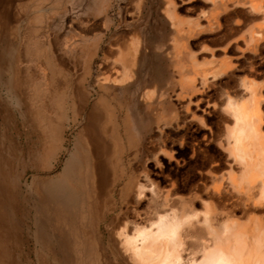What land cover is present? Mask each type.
Instances as JSON below:
<instances>
[{"label": "rangeland", "instance_id": "rangeland-1", "mask_svg": "<svg viewBox=\"0 0 264 264\" xmlns=\"http://www.w3.org/2000/svg\"><path fill=\"white\" fill-rule=\"evenodd\" d=\"M248 6L245 0H0V264H136L122 235L127 225L132 231L147 224L172 198L204 210L209 168L228 173L239 160L229 142L235 116L227 95L245 96L244 83L252 80L264 99V43H246L249 26L233 29L230 42L225 35L232 17L249 21ZM89 38L101 45L90 59L91 80L121 49L136 55L132 77L119 90L122 101L104 102L94 90L74 102L56 93L64 81L51 79L43 60L52 54L73 67L80 51L68 42L77 47ZM116 42L120 49L112 48ZM224 59L233 64L226 71ZM118 127L120 134L113 131ZM85 138L92 172L101 177L91 198V187L64 174ZM61 180L76 200L66 209L51 194ZM90 205L98 214L92 227Z\"/></svg>", "mask_w": 264, "mask_h": 264}, {"label": "bare ground", "instance_id": "bare-ground-1", "mask_svg": "<svg viewBox=\"0 0 264 264\" xmlns=\"http://www.w3.org/2000/svg\"><path fill=\"white\" fill-rule=\"evenodd\" d=\"M245 1L248 2V10L251 12L249 21L232 17L225 35L230 42L235 38L233 29L249 26V35L245 36V41L250 47L257 48L264 43V0ZM168 14L181 32L175 11L168 10ZM222 63L224 71L233 66L230 60L224 59ZM203 74L205 81L208 73ZM244 84L248 99H245L246 94L241 97L227 95L228 106L235 116V127L230 133L229 142L239 156L238 162L232 165L228 173L218 174L214 167L209 168L212 184H204L209 202L204 203L201 213L192 204L187 208V199L172 198L170 208L159 212L147 224L137 223L132 231L127 225L122 235L126 241V250L136 264H264V99L262 88L257 83L247 80ZM113 131L119 134L121 132L120 127ZM86 138L78 154L71 152L68 156L64 174L75 175L73 178L78 187H91V198L95 191L94 186H98L96 182L101 177H95L92 172ZM78 165L80 174L76 175ZM70 186L65 180H61L52 190L51 194L57 206L66 209L75 203L76 200L68 193ZM171 187L169 192L173 194L178 186L172 183ZM177 202L182 204L181 208L175 206ZM91 207L90 205L86 214L88 227L93 226L95 215H98L96 209ZM198 227L202 231L195 235L194 229ZM92 232L87 235V241L91 245L94 241ZM183 251H188V255L184 256ZM199 252H202L201 257L198 256ZM89 258L91 259L90 255ZM89 261L91 260L88 263Z\"/></svg>", "mask_w": 264, "mask_h": 264}, {"label": "crops", "instance_id": "crops-1", "mask_svg": "<svg viewBox=\"0 0 264 264\" xmlns=\"http://www.w3.org/2000/svg\"><path fill=\"white\" fill-rule=\"evenodd\" d=\"M105 27L107 30L110 28V25L107 24ZM100 39L102 40L103 36L100 37ZM130 42V45L128 47H134L132 46V43H134V41L132 40ZM68 46L73 52H75V49L76 51H80V54H75L73 67L69 66L68 63L64 62L57 56L55 57V59H51L53 57L52 54L48 56L47 60L41 59L44 62L50 64L49 69L51 73V79L59 78L64 81V83L60 82L62 84L61 86H64L63 90L61 88L55 89L56 93H63L65 96V98L60 100L84 101L85 98L82 97V95H88L92 90H94L97 92V95L100 96V99L104 102L122 101L123 99L120 97L121 94L119 90H121L123 84L132 77V71L134 70V67H132V65L134 66L136 62V55H133V57L131 58L125 56V53L127 52V50L125 49H121L120 52L116 51V55L110 58L109 64L104 63L99 68L96 77H94V80H91L90 76L92 74V71L90 67V59L98 52V49L101 48L100 40L89 38L82 41L81 44L77 45V47L71 45L70 42H68ZM119 46L120 45H118V43L116 42L112 48L120 49ZM137 49L138 47L135 46V50ZM112 52L114 51L110 49V54ZM44 53L46 52L44 51ZM121 63L123 64L121 65ZM52 91V88L49 89L48 94L51 95ZM48 100L51 101L53 99L50 97L48 98Z\"/></svg>", "mask_w": 264, "mask_h": 264}]
</instances>
